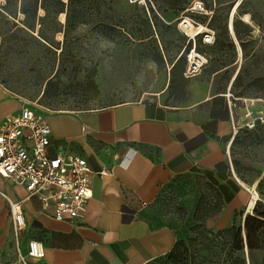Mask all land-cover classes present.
<instances>
[{"label": "crops", "instance_id": "1", "mask_svg": "<svg viewBox=\"0 0 264 264\" xmlns=\"http://www.w3.org/2000/svg\"><path fill=\"white\" fill-rule=\"evenodd\" d=\"M165 17L172 19L168 13ZM218 75L206 78L201 71L186 78L185 88L174 85L136 102L47 112L54 115L53 126L49 124L54 146L63 142L88 160L86 213L72 223L58 222L37 198L0 176L2 263L24 264L21 258H25L27 264H149L165 257L176 237L168 229L154 227L147 207L171 180L188 175L202 176L221 194L225 208L210 229L229 228L251 198L248 189L256 188L264 174L247 187L236 173L234 142L241 133L252 131L234 135L228 87L214 86ZM27 105L0 85V128ZM254 110L264 111L261 104ZM235 113L240 117L243 110ZM10 203L19 204L24 215L25 226L18 233ZM30 241L42 244L41 258L28 257Z\"/></svg>", "mask_w": 264, "mask_h": 264}, {"label": "rangeland", "instance_id": "2", "mask_svg": "<svg viewBox=\"0 0 264 264\" xmlns=\"http://www.w3.org/2000/svg\"><path fill=\"white\" fill-rule=\"evenodd\" d=\"M62 1L65 4L68 2ZM98 1L84 0L74 10H69L72 23L79 25V29L71 32L66 40L61 34L56 35L54 39L59 43L60 50L64 51L62 54L59 50L54 55V52L22 33H18L14 39L5 40L0 37V85L22 103L35 107L48 124L53 126L54 115L47 113L50 111L95 110L136 102L150 94L165 91L173 79L174 85H179L171 72L172 62L184 53L187 73V59H190L189 68L194 69L195 53L187 57L193 41H189L179 30V24L182 18H186L205 28L214 15L206 8L207 5L216 9L217 16L224 20L221 25L226 24L232 44L226 42L223 46L209 48L202 44L200 38L196 39V52L208 61L202 69L204 77L211 78L214 73H218L213 78L214 86L218 90L228 87L227 93L230 92L236 98L264 99V83H255L264 79V0H189L182 9L166 12L171 15V20H167L165 13H160L161 24L156 43L134 45H119L103 32L105 25L110 26L113 21L122 18L126 8L123 10L121 7L119 12L111 13L103 4L98 7ZM126 1L131 3L130 0H118V4H122L124 8ZM241 1L242 6L234 12L235 6H239ZM148 2L155 4L156 8L159 6L160 10L166 6L164 0ZM194 2L202 3L207 14L188 12ZM66 19L65 14L61 15L59 22L64 25ZM230 23L233 31L235 25L242 32L240 39L235 32L234 36L231 34ZM214 31L217 35L220 33L219 29ZM112 33L115 36L116 33ZM115 37V41L124 39L118 35ZM189 43L190 50L187 49ZM159 53L164 57V64L159 60ZM53 61H56L57 68L64 65L66 70H60L58 75H50L46 68ZM93 68L97 70L96 90H92L84 81L85 70ZM240 72V82L233 87V80ZM49 80L54 83L50 90L56 96L42 98ZM232 156L241 182L247 187L254 186L253 182L264 174V127L241 133L236 138ZM253 189L259 195L255 210H249V202L253 196L251 193L244 209L233 216L231 225L234 218L242 226L246 217L264 215V178ZM199 206L202 208L197 212ZM224 208L215 188L205 178L188 175L173 179L163 187L154 203L147 207L146 213L157 230L172 231L178 241L191 236L190 230L197 224L196 217L210 215L204 226L211 230L212 224L216 223ZM241 255L247 264H264V249L252 253L245 249ZM164 258L149 264H165Z\"/></svg>", "mask_w": 264, "mask_h": 264}, {"label": "trees", "instance_id": "3", "mask_svg": "<svg viewBox=\"0 0 264 264\" xmlns=\"http://www.w3.org/2000/svg\"><path fill=\"white\" fill-rule=\"evenodd\" d=\"M83 1L68 0L67 4H65L62 0H0V37L5 40L14 39L18 33H22L30 36L36 43L46 47L47 50L54 52L55 55L60 50L59 43H56L54 39L56 35L61 34L66 40L71 32L79 29V25L72 23L71 16L69 17L68 13L70 9L74 10ZM188 1L164 0L166 6L162 10H160L159 6L156 8L155 4L151 5L148 0H138L130 4L126 1L124 8L122 4H118V0H108V2L99 0L97 4L98 7L102 4L107 6V10L111 13H117L119 9L124 10L126 8L122 13V18L113 21L114 23L110 26L105 25L103 32L110 40L119 45H134L135 43H156V38L159 36L158 29L161 24L160 13L166 14L171 9H182L188 4ZM242 2L237 9L242 6ZM206 8L214 13L207 26L212 30H220V33L216 34L214 46L206 47L223 46L226 42L232 44L226 24L221 25L224 20L217 16V10L209 8L208 5ZM64 14L67 19L66 23L62 25L59 22V17ZM234 30L235 35L240 39L242 32L235 25ZM112 32L116 33L115 36L118 35L124 39L115 41L116 37ZM187 49H191V43H189ZM60 51V54L64 52L63 50ZM158 56L160 62L164 64L162 54L159 53ZM185 66L186 62L183 53L172 62L171 69L179 86L183 88L188 84V79L185 76ZM46 69L49 70L50 75H58L60 70H66L64 65H61V67L59 65L57 68L56 61L51 62ZM85 73V83L92 90H96V68L85 70ZM240 79L241 72L236 76L233 87L240 82ZM255 83H264V79L257 80ZM53 84L52 80L47 82V88L42 98L47 99L56 96V93L50 90ZM173 86L174 79L169 85V90H172ZM63 111L75 112L76 110L65 109ZM215 191L218 199L222 202L221 194L218 190L215 189ZM201 208L199 206L197 212ZM209 217L210 215H205L204 217L195 218L197 224L191 228V236L188 239H180L176 242L172 251L165 256V264H247V261L241 255L245 249L250 253L264 249V238L262 239L264 215L248 216L244 219L242 226L234 218L229 228L216 232L204 226V222Z\"/></svg>", "mask_w": 264, "mask_h": 264}, {"label": "built area", "instance_id": "4", "mask_svg": "<svg viewBox=\"0 0 264 264\" xmlns=\"http://www.w3.org/2000/svg\"><path fill=\"white\" fill-rule=\"evenodd\" d=\"M137 1L130 0L131 3ZM188 12L207 14L200 2H194ZM187 20L196 29L201 27L193 20L181 19L179 30L189 41H193V47L187 57L197 51V38H200L204 46H214V30L206 26L204 31H197L194 36H190L187 33ZM201 57L203 61L198 60L199 64L194 65L193 72L190 73L187 67L186 77L201 73L208 63L204 56ZM226 97L234 135L239 131H253L259 125H264V111L254 110L257 104H261L264 109V99L236 98L230 92ZM239 108L243 113L237 117L235 112ZM0 176L23 187L28 197L37 198L42 209L45 212L51 210L52 218L58 222L72 223L82 219L86 213L91 184L88 160L63 142L54 146L50 125L33 106L27 105L20 115L8 118L0 128ZM10 208L15 232L18 233L25 226L24 215L19 204L10 203ZM42 256V244L30 241L28 257ZM21 261L27 264L25 258H21ZM0 264H3L1 259Z\"/></svg>", "mask_w": 264, "mask_h": 264}, {"label": "bare ground", "instance_id": "5", "mask_svg": "<svg viewBox=\"0 0 264 264\" xmlns=\"http://www.w3.org/2000/svg\"><path fill=\"white\" fill-rule=\"evenodd\" d=\"M237 7H238V4L235 6L234 12L236 11ZM187 22L189 23V29L187 30V33L190 36H194L197 31L199 33L201 31L205 30V28L202 27V26L199 27L198 29H196L188 20H187ZM230 28H231V32L233 34L234 31H233L232 23H230ZM195 53H197V52H195ZM195 53L193 55V65H196V64L198 65L199 64L198 60H200V61L202 60L203 61V58L201 56H199L198 53L197 54H195ZM248 190L250 191V193H253V196L251 198V202H250V205H249V210L251 211L256 206V204H257V202L259 200V195L257 194V191L255 189L249 188Z\"/></svg>", "mask_w": 264, "mask_h": 264}, {"label": "water", "instance_id": "6", "mask_svg": "<svg viewBox=\"0 0 264 264\" xmlns=\"http://www.w3.org/2000/svg\"><path fill=\"white\" fill-rule=\"evenodd\" d=\"M230 32H231V30H230Z\"/></svg>", "mask_w": 264, "mask_h": 264}]
</instances>
